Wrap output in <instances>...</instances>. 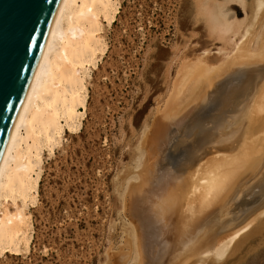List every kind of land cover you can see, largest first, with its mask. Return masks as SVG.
<instances>
[{"label": "bare ground", "instance_id": "1", "mask_svg": "<svg viewBox=\"0 0 264 264\" xmlns=\"http://www.w3.org/2000/svg\"><path fill=\"white\" fill-rule=\"evenodd\" d=\"M119 4V0L59 1L0 157V256L29 248L33 228L28 208L37 201L44 151L53 155L64 130L81 127L89 80L107 49L104 29L114 22ZM199 4L210 35L223 43L218 49L221 64L202 56L180 65L173 85L178 95L170 96L165 109L157 112L143 143L153 159L148 166L144 163L146 172L139 184L129 189L128 210L138 224L140 241L135 236L141 245L137 241L135 246L141 247L146 264H163L178 222L180 228L185 222L190 225L216 201L239 202L243 189L233 185L236 180L246 183L249 194L264 188V122L253 129L257 120H264V82L255 79L264 69L260 63L264 59V0H202ZM232 5L241 10L242 18L231 11ZM224 60L230 66L222 74ZM202 83L204 88L196 91ZM249 97L254 101L252 113L240 131L239 144L214 141L212 134L221 133L226 124L217 119L220 115H213L214 110L222 104L241 109ZM255 132L262 136L253 137ZM255 177L256 184L247 185ZM262 216L264 196L238 208L221 227L214 226L210 232L217 230L210 237L206 238L210 232L202 234L186 249L182 246L167 264L192 259L202 264L207 258L214 261L208 264H243L248 253L264 242V220L254 223ZM134 232L130 231L131 240H136ZM217 250L226 253L223 260H217Z\"/></svg>", "mask_w": 264, "mask_h": 264}, {"label": "rangeland", "instance_id": "2", "mask_svg": "<svg viewBox=\"0 0 264 264\" xmlns=\"http://www.w3.org/2000/svg\"><path fill=\"white\" fill-rule=\"evenodd\" d=\"M199 1L202 0H119L114 22L104 29L107 49L92 71L81 127L64 130V139L54 148L53 155L47 156L44 151L37 201L28 208L33 228L29 248L18 254L4 253L0 264H146L141 247L137 249L140 230L128 210L129 192L144 176V163L148 166L153 159L150 148L143 143L157 112L164 110L169 98L175 96L173 85L180 65L202 56L214 64L221 62L222 51L218 49L223 43L211 36ZM230 9L239 18L244 16L237 6ZM225 64L220 68L222 74L230 66L228 61ZM255 79L264 82V69ZM203 88L202 83L195 90ZM253 97L243 101L241 109L234 103L235 110L231 109L232 104H222L214 110L213 115H220L217 119L226 123L220 128L221 133L212 134L214 141L226 139L230 144H239L240 131L252 113ZM263 122L257 120L253 129L260 128L258 124ZM259 136L262 133L255 132L253 137ZM219 147L216 145L215 150ZM256 177L247 185H255ZM245 184L239 179L233 183L243 189L239 202L216 201L192 219V225L185 222V227L190 226L186 230L178 222L177 232L173 229L176 234L172 235V249L170 246L163 264L182 246L186 249L185 245L209 234L214 226L221 227L238 208L264 196V188L253 195L245 190ZM259 220H264V216L254 223ZM131 230L139 241L135 236L132 243ZM260 243L243 264H264V242ZM192 260L182 263L196 264L197 260ZM207 260L202 264L214 262Z\"/></svg>", "mask_w": 264, "mask_h": 264}, {"label": "water", "instance_id": "3", "mask_svg": "<svg viewBox=\"0 0 264 264\" xmlns=\"http://www.w3.org/2000/svg\"><path fill=\"white\" fill-rule=\"evenodd\" d=\"M60 0H0V157Z\"/></svg>", "mask_w": 264, "mask_h": 264}, {"label": "snow or ice", "instance_id": "4", "mask_svg": "<svg viewBox=\"0 0 264 264\" xmlns=\"http://www.w3.org/2000/svg\"><path fill=\"white\" fill-rule=\"evenodd\" d=\"M261 65L264 66V59H262L260 61ZM209 255H211V253H209ZM226 255L225 252L221 251V250H217V260H223L224 256Z\"/></svg>", "mask_w": 264, "mask_h": 264}]
</instances>
